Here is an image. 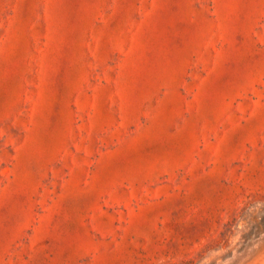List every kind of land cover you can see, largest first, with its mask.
<instances>
[{
	"label": "rangeland",
	"instance_id": "374dc122",
	"mask_svg": "<svg viewBox=\"0 0 264 264\" xmlns=\"http://www.w3.org/2000/svg\"><path fill=\"white\" fill-rule=\"evenodd\" d=\"M0 264H264V0H0Z\"/></svg>",
	"mask_w": 264,
	"mask_h": 264
}]
</instances>
